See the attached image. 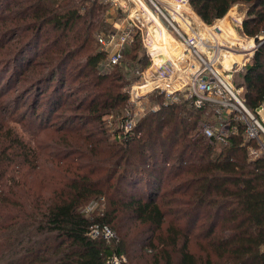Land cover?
Segmentation results:
<instances>
[{
	"label": "trees",
	"instance_id": "16d2710c",
	"mask_svg": "<svg viewBox=\"0 0 264 264\" xmlns=\"http://www.w3.org/2000/svg\"><path fill=\"white\" fill-rule=\"evenodd\" d=\"M239 3L248 6L243 32L255 37L264 30V0H192L191 7L212 25ZM25 5L32 34L21 46V60L29 44L40 46L46 27L69 35L65 45H49L55 51L45 70L26 64V71L35 73L29 90L36 95L33 114L40 107L44 115L54 113L63 98L50 86L54 79L64 83L55 68L70 53L71 42L84 44L96 31L113 29L105 18L110 5L105 0H26ZM106 58L103 50L87 56L82 86L93 102L80 109L99 123L127 108L131 85L151 64L139 37L108 73L102 68ZM241 79L245 103L257 114L264 106V44ZM41 96L47 99L40 104ZM151 96L161 101L159 108L138 116L128 133L119 129L112 141L110 136L92 141L94 133L103 135L97 124L85 137L78 130L82 141L90 140L84 149L71 141L73 131L60 129L47 153L6 126L9 118H0V181H8L0 193L3 264H106L113 253L132 263L175 264V251L177 264H264V155H250L257 143L245 140L243 127L237 133L229 129L223 142L208 137L201 126L208 104L167 103L157 91ZM166 167L177 183L161 195ZM44 174L47 184L34 185L31 177ZM93 202L100 207L86 213ZM94 224L110 226L116 238L111 243L91 238ZM194 239L204 245L200 255L189 249Z\"/></svg>",
	"mask_w": 264,
	"mask_h": 264
},
{
	"label": "built area",
	"instance_id": "2783aa9c",
	"mask_svg": "<svg viewBox=\"0 0 264 264\" xmlns=\"http://www.w3.org/2000/svg\"><path fill=\"white\" fill-rule=\"evenodd\" d=\"M105 1L110 5L106 18L114 27L97 38L107 56L103 71L111 72L121 64L126 48L138 37L151 60L140 80L129 89L130 104L119 121L122 133L133 129L137 117L145 114V99L157 91L167 103L185 99L197 107L208 104L214 112V125L204 129L208 137L223 142L229 139V129L237 133L243 127L245 140L258 145L250 148V155H264V125L246 105L243 88L235 83V77L244 72L264 44V30L248 37L243 32V17H237L226 29H208L196 22L192 0ZM166 31L173 39L171 53L163 40ZM228 31L235 32V36ZM97 206L93 202L85 212L91 214ZM90 236L111 243L116 232L108 225L94 224ZM106 264L129 262L126 255L113 253Z\"/></svg>",
	"mask_w": 264,
	"mask_h": 264
},
{
	"label": "rangeland",
	"instance_id": "374dc122",
	"mask_svg": "<svg viewBox=\"0 0 264 264\" xmlns=\"http://www.w3.org/2000/svg\"><path fill=\"white\" fill-rule=\"evenodd\" d=\"M55 1L60 3V0ZM25 2L26 0H0V118H9V122H5L6 126L15 127L28 142L32 145L44 148L47 153L53 151L52 148L54 143L52 142L57 141L56 131L60 129L69 130V132L73 131L74 133L70 134L71 141L82 145V149H84L85 145H89L90 140L88 142L87 140L82 141V138L77 136L76 132L79 130L83 135L89 134L96 124L98 126H103L102 128L104 131L103 135L94 133L95 137L92 138V141L101 136H110V140L112 141L114 135L120 129L119 121L123 112L116 111L110 115H104L102 122L99 123L98 121H94L93 117L88 115V113L80 109L82 107L83 109L89 107V105L92 104L91 102H93L92 98L87 97V92L82 91V86L86 80L85 61L87 56L102 50V47L97 43L96 36V33H100L101 30L96 31L84 44H72L71 42V47H69L70 53L65 55L63 57L64 62L55 68L59 69V78L60 75L64 76L61 78V80H64L62 85L59 86L54 79L50 86L52 88H58L63 98V103L58 106L56 112H49L44 115L43 113L45 111L40 107L37 109L35 115L33 114L32 108H34V98H36V95L34 92L29 93V90L35 73L33 70L30 72L26 71V64L30 61L33 64H38L37 69L45 70L44 67L48 64L46 63L48 62L47 59L50 56L52 57L55 51V48L50 46L58 41L61 42L62 46L65 45V43L69 41V35L61 36L62 33L55 30L53 31L51 26L46 27L40 46L38 47V44H35L32 47V44H29L30 47H26L24 60H21V55L19 53L21 46L27 45L30 38L29 36L32 34V32L29 31L30 28H28V24L32 22V18L26 15V11L24 10L26 6ZM247 7V5L242 3L232 7L229 13L224 17L226 20L222 24V27L226 29V27L232 26L237 17H243L244 20L247 14ZM232 10L233 14H231ZM106 17L107 13L105 15V18ZM157 21L159 22L158 18ZM101 22V20H97L96 24L99 25ZM108 24L110 26L109 22ZM94 29L96 30L95 27ZM108 32L109 31L105 29L104 31L102 30L101 33ZM228 32L232 34L231 31ZM142 52L143 51L140 50V53ZM48 70H52L51 64H49ZM241 76H243V72L235 77V83L237 85H242ZM65 83L66 85H64ZM91 89L92 87H90L89 90ZM43 96H41L40 104L47 99V97ZM183 100L185 99H180V101ZM70 105H74L75 107H69ZM159 105H161V101H157L155 97L151 96L146 98L143 105L145 108V114H143V116L151 111L157 110ZM257 114L264 125V106ZM39 116L41 118H39ZM213 121V112L211 109H207V113L202 117V128L205 129L206 125L213 126ZM221 144L222 143H219L218 146H221ZM168 168L170 167H166L167 171L165 173L161 195L164 192L171 191L173 185L177 183L172 180V177L170 179L168 178ZM48 176V174H44L43 176L33 175L31 178L34 185L41 187L47 184L43 182V178L48 179ZM7 185L8 181L6 178L0 181L1 194L3 191H6ZM6 196L8 195L6 194ZM99 207L100 205L97 206V208ZM2 222L3 220H0V227ZM3 234V229L0 228V235ZM203 248V243L201 241L196 242V239H194L189 246L190 251L195 255H200ZM179 257V253L175 251L173 253L175 264L179 262ZM129 261L131 264H152L148 259H143L136 263H132L130 259ZM0 264H3L1 260Z\"/></svg>",
	"mask_w": 264,
	"mask_h": 264
},
{
	"label": "bare ground",
	"instance_id": "6f19581e",
	"mask_svg": "<svg viewBox=\"0 0 264 264\" xmlns=\"http://www.w3.org/2000/svg\"><path fill=\"white\" fill-rule=\"evenodd\" d=\"M192 12V11H191ZM192 14H193V16H194V18H195V20H196V22H198V23H200V24H202V25H204L206 28H208V29H211V30H216L217 31V29L218 28H222V24L224 23V21L226 20V19H224V20H220V21H216L214 24H212V25H206L203 21H202V19L197 15V14H195V13H193L192 12ZM203 22V23H202ZM233 36H235V32H233V34H232ZM169 38H170V40H172L173 41V39H172V37L169 35ZM172 41H171V48H172V50L174 49V45L172 44ZM172 52V51H171ZM227 56V55H226ZM228 57H226V59H227Z\"/></svg>",
	"mask_w": 264,
	"mask_h": 264
},
{
	"label": "crops",
	"instance_id": "0c3cea01",
	"mask_svg": "<svg viewBox=\"0 0 264 264\" xmlns=\"http://www.w3.org/2000/svg\"><path fill=\"white\" fill-rule=\"evenodd\" d=\"M231 14H233V10H232ZM163 40L165 41L166 44H168V45H166V48L168 49V53H169V50H170V53H171V51H172L171 50V47H172L171 46V40L169 38V34L167 33V31H166L165 35L163 36Z\"/></svg>",
	"mask_w": 264,
	"mask_h": 264
}]
</instances>
